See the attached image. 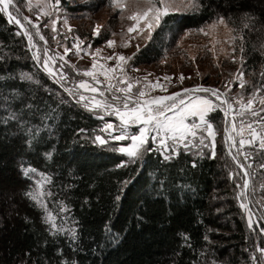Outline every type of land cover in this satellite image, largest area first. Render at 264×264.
I'll use <instances>...</instances> for the list:
<instances>
[{
    "label": "snow or ice",
    "instance_id": "6c2138e0",
    "mask_svg": "<svg viewBox=\"0 0 264 264\" xmlns=\"http://www.w3.org/2000/svg\"><path fill=\"white\" fill-rule=\"evenodd\" d=\"M90 3L91 0H82L80 6ZM106 6L111 9L110 17H118L121 27L119 32H114L105 24H95L91 28V37L93 40H103V45L94 48L93 40L87 36L82 39L80 35H74L75 29L69 23L70 17L62 0H35V3L29 0L28 11L35 16V20L27 15L21 19L20 9L14 0H0V18H6L8 25L18 26L14 36L26 41L24 58L33 63L31 71L8 72L5 67L4 74L0 75V147L10 146L14 139L19 140L20 148L25 153L38 155L46 164H50L56 157L59 144L60 106L75 102L76 106L95 116L99 126L91 130L77 128L73 133V149L93 148L119 153L125 158L120 159L115 168L139 164L137 174L143 169L149 155H156L160 159L161 166L153 173L152 185L141 201L143 212L136 213L137 228H140L142 223H146L145 217L150 212L151 203L163 200L167 215L171 217L177 215L196 193L191 184L181 183L176 178H172L176 179L172 184L167 169L161 168L177 160L183 152L192 159L179 169L182 176L187 169H196L199 161L215 158L218 143H222L228 158L224 164L227 178L235 185L232 198L250 230L244 237L247 246L241 250L248 254L244 264H264V247L259 243L254 246L250 243L253 236L257 240H264V223H261L264 222V197L255 199L258 190L264 192V179H261L259 189L255 180L258 176L264 178V162H260L264 161V64L258 76L256 72L248 71L246 64L248 33L264 34V0H108ZM205 11L210 14L209 18L198 28L184 29L176 44L180 48L182 41L193 34L210 38L207 44L199 47L201 51L211 53L215 67H221V56L237 65L222 87L204 83L185 87L184 81L192 77H185L183 73L176 77L164 74L155 80L149 78L150 73L137 75L141 71L134 67L138 55L148 51L156 39L155 34L170 18L178 23V18L203 14ZM220 27L226 32L225 46L217 51L216 46L221 42L214 33ZM49 28L51 42H55L62 52L53 50L50 41L42 34L43 30ZM106 30L111 32V38L104 39ZM14 47L18 49L19 46L0 41V64L20 60ZM5 48L8 51H4ZM181 54H184L183 49ZM261 55L264 56V51ZM72 56L77 61L90 57V64L81 67L72 60ZM167 57L168 48L165 47L160 63H166ZM187 59L195 64L197 53L189 54ZM41 72L59 85L69 99L65 100L60 92L42 86L38 79ZM195 75L202 76L198 70ZM170 85H178L179 90L169 91ZM155 89L164 94H156ZM42 92L56 96L60 104L53 107ZM219 113H223L222 141L218 139L220 125L212 122L213 114ZM34 120L36 123H33ZM53 139L57 140V144L38 152ZM16 171L29 182L26 188L15 189L0 175V193L5 197V203H9L18 192L22 199L38 210L46 237L42 243L38 242L17 254L12 264H29V261L31 264H80L75 258L78 253L91 252L102 258L106 250L119 247L126 230L125 233L114 232L110 221L104 222L99 243L90 239V249L81 245L80 233L83 229L68 195L73 184H58L53 172L41 171L30 162L26 165L22 155L17 161ZM68 175L72 177V169L68 170ZM135 178L117 181L113 206H119L123 194ZM173 189L177 193L175 201L170 197ZM225 199L214 188L210 204ZM257 204L260 206L258 215L253 212ZM85 205L91 207L88 197L81 202L82 208ZM11 208H15V205H11ZM223 211V208H216L214 213L208 215L215 217L222 215ZM8 215L11 216V211ZM194 215L196 224L203 225L205 214L197 209ZM24 221L25 224L32 223L28 216L24 217ZM2 228L3 220L0 219ZM256 228L259 229L258 234L254 231ZM214 232H219V229L204 227L203 247L193 249L196 260L192 264H227L213 258L217 242L210 237ZM177 238L180 244L179 250L172 253L173 264H178L184 248H193L189 233H177ZM61 240L71 249L72 259L65 253ZM49 247L54 251L46 255L42 250ZM34 251L38 253L36 257L32 255ZM0 264H3L2 260Z\"/></svg>",
    "mask_w": 264,
    "mask_h": 264
},
{
    "label": "trees",
    "instance_id": "16d2710c",
    "mask_svg": "<svg viewBox=\"0 0 264 264\" xmlns=\"http://www.w3.org/2000/svg\"><path fill=\"white\" fill-rule=\"evenodd\" d=\"M209 15L207 11L198 15L189 14L178 18V23L170 18L165 26L155 34L156 39L148 51L138 55L135 64H149L160 60L163 49L168 45V37H173L172 39L175 40L178 35L183 33L184 29L200 27L209 18ZM17 28L18 26L15 24L8 25L6 18H0V41L10 46L18 45V49L14 47L13 50L20 56L18 62L13 59L7 65L0 64V75L4 74L5 67L8 72L33 70L32 61L24 58L26 41H21L14 36ZM248 41L246 64L248 71H254L258 76L261 65L264 64V56L261 55V52L264 51V47H262L264 34L248 33ZM4 51H8V49L5 48ZM38 79L42 86H47L53 92H60L65 100L69 99L59 85L49 80L43 72L39 73ZM42 95L53 107L60 104V100L56 96L43 92ZM60 112L62 116L58 126L59 144L54 161L46 164L38 155L25 153L20 148V141L14 139L10 146L0 147V175L5 178V182L9 186L15 189L26 188L29 182L20 177L16 171L17 161L22 155L26 165L30 162L33 167L41 171L53 172L58 184H73L74 187L68 195L71 197L73 211L81 222L83 231L80 233V243L86 249L92 247L90 239L97 243L101 241L105 221L111 222L114 232L125 233L126 230L119 247L106 250L102 258L98 255L94 256L91 252L78 253L75 258L80 261V264H101V259L103 264H173L172 253L174 250H179L180 240L177 238V233L180 232L189 233L193 248L182 250L178 264H192V261L196 260L193 249L203 247L202 237L205 226L219 229V232L212 233L210 237L211 240L217 242L214 259L218 262L226 261L227 264H244L248 254L242 253L241 250L247 246L248 242L244 237L250 230L247 229L246 221L239 213L236 201L230 198L232 194L230 183L233 182L228 180L227 170L224 168L225 160L228 158L222 143L218 144L215 158L199 161V166L196 169L189 168L182 176L179 169L192 159L190 155L181 152L177 160L165 164L161 170L167 169L172 184H175L176 179L181 183H189L196 189V193L188 199L187 205L182 206L177 215L171 217L167 215V206L163 200L151 203L150 212L145 217L146 223H142L140 228H137L136 213L137 211L143 212L141 201L144 200L152 185L153 173L161 166L160 159L156 155H149L143 169L137 174L139 164L134 167L115 168L120 159L125 158L119 153L93 148L81 150L77 147L73 149V133L76 129L98 128L99 122L91 113L76 106L75 102L61 104ZM213 116L212 122L219 124L220 129L223 113L213 114ZM33 123L36 121L34 120ZM53 144H57L56 139H53L47 147L39 148L38 152L46 151ZM73 153L76 154L75 158H73ZM228 162L231 164L230 160ZM232 167L234 168V165ZM69 169L73 170L72 177L68 175ZM133 176L136 178L127 187L119 206H113L112 198L116 194L117 181L131 180ZM214 188L219 196L226 197V199L210 204V196ZM84 197L89 198L91 207L88 205L81 207ZM170 197L175 201L177 193L174 189L170 192ZM11 205H15V208H11ZM259 207L258 204L253 207V212L257 215ZM216 208H223V214L215 215V217L209 216L208 213H214ZM197 209L205 214L203 225H197L195 222L194 214ZM9 211H11L10 217ZM110 213L111 215H109ZM25 216H28L32 223L25 224ZM39 216V211L33 208L26 199H22L18 192L9 203H5V197L0 193V219L3 220V228L0 229V260L3 261V264H12L13 258L17 254L26 251L29 247H34L38 242H43L46 233L40 223ZM225 218H228L226 222ZM254 231L259 233L258 228ZM225 233L227 235H224ZM60 243L64 246L68 258L72 259L71 249L64 240H61ZM250 243L253 246L259 243L264 247V240H257L256 236H253ZM10 245L12 246L9 247ZM42 251L46 255H51L54 249L49 247ZM32 255L36 257L38 253L34 251Z\"/></svg>",
    "mask_w": 264,
    "mask_h": 264
},
{
    "label": "rangeland",
    "instance_id": "374dc122",
    "mask_svg": "<svg viewBox=\"0 0 264 264\" xmlns=\"http://www.w3.org/2000/svg\"><path fill=\"white\" fill-rule=\"evenodd\" d=\"M14 2L17 4V7H19L20 9L21 19L23 16L27 15L31 19L35 20V16L28 11L27 4L29 0H14ZM32 2L35 3V0H32ZM107 2L108 0L105 1L91 0V3L89 5L80 6L82 0H63L62 4L64 5L70 17L69 23L73 25L75 29L74 35H80L82 39L85 36H87L89 40H93V38L91 37V28L97 23L105 24L107 25V27L111 28V31L119 32L121 27V22L118 19V17L116 18L110 17L111 9L106 6ZM257 7H259L258 3H257ZM82 13H86L87 15H81ZM42 34H44L46 39L50 41L51 48L53 50H59L62 52V49H57L55 42H51V35H52L51 28L47 30H43ZM181 35H178L177 39L175 40L172 39L173 37L172 38L168 37V41L170 40V43L168 42L167 45L168 57L166 63L161 64L160 60H157L149 64H134V67L139 68L141 70L139 73H137V75L143 76L146 73H150L151 75L149 78L155 80L157 77L162 78L164 74H168L170 76L176 77L179 76L181 73H183L185 77L188 76L192 77L191 79H186L184 81L183 86L185 87H188L194 83H204L205 85L222 87L224 81L228 79L229 73L235 72L237 65L231 63V61L226 60L224 59L223 56H221L220 57L221 67L220 68L215 67L211 53H206L200 50L199 46L207 44L208 39H210L208 37H204L203 35L193 34L190 37L185 38L182 41L180 48H177L176 41L180 38ZM214 35L216 36V39L221 42L218 43L216 46L218 51L221 46H225L224 40H225L226 32L223 29V27H220L219 30L214 33ZM108 38H111V32L106 30L104 39H108ZM58 39H60V37H58ZM39 43L43 45L42 41H40ZM102 45H103V40L98 38L93 40L94 48L100 47ZM208 47H211V45H208ZM174 49L175 51H173ZM181 49L184 50L183 55L181 54ZM193 52L197 53V59L195 64L189 62L187 59V56ZM69 55L71 56V53ZM72 60L78 63L81 67H86L88 64H90L91 58L89 57L87 60L84 61H77L76 58L72 56ZM197 70L202 74V76L198 77L195 75V72ZM245 78L246 79L248 78L246 74H245ZM178 90H179L178 85L169 86V91H178ZM154 91L156 94H164L160 92L159 89H155ZM249 91H251V89H249ZM112 120L113 122H115L114 117L112 118ZM222 132H223V124L222 127L218 129V139L220 141H222L223 139ZM260 162H264V161H260ZM261 179L264 178L259 176L255 178L256 186L258 189ZM232 184L233 183H230L231 192H232L230 198L234 200L232 196H233V188L235 186H233ZM258 192L261 191L258 190L256 192L255 199H260L264 197V192H261V194H258Z\"/></svg>",
    "mask_w": 264,
    "mask_h": 264
}]
</instances>
